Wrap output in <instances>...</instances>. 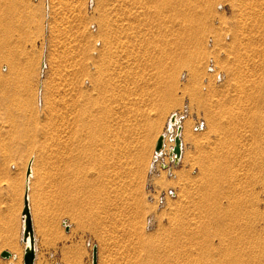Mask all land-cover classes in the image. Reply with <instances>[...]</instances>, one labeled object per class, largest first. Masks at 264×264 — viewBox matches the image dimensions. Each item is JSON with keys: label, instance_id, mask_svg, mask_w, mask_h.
Segmentation results:
<instances>
[{"label": "rangeland", "instance_id": "1", "mask_svg": "<svg viewBox=\"0 0 264 264\" xmlns=\"http://www.w3.org/2000/svg\"><path fill=\"white\" fill-rule=\"evenodd\" d=\"M30 157L97 264H264V0H0V250Z\"/></svg>", "mask_w": 264, "mask_h": 264}, {"label": "crops", "instance_id": "2", "mask_svg": "<svg viewBox=\"0 0 264 264\" xmlns=\"http://www.w3.org/2000/svg\"><path fill=\"white\" fill-rule=\"evenodd\" d=\"M29 196L28 193L35 251L33 264H91V251L89 250L88 239L85 238L84 234L68 223L60 226L61 220L58 209L48 211L47 214L43 210L39 213L35 211L36 214L34 215L31 210ZM2 210L1 188L0 212ZM16 236L15 233H9L8 244L6 243L8 248L1 249L0 252L7 250L11 253V256L8 258L2 257L1 264H20L21 259L17 260L18 257L14 253L15 251L12 250V246L14 244L22 246L23 242L19 239V235ZM11 259L13 261H10Z\"/></svg>", "mask_w": 264, "mask_h": 264}, {"label": "water", "instance_id": "3", "mask_svg": "<svg viewBox=\"0 0 264 264\" xmlns=\"http://www.w3.org/2000/svg\"><path fill=\"white\" fill-rule=\"evenodd\" d=\"M169 122L172 125H175V133L171 138L173 145L169 148V160L173 163L177 162L182 152V139H181V124L179 119L176 118V113H171L169 116ZM164 134L158 136L155 147L154 154L159 155L164 146ZM30 173V165L26 167L25 177H28ZM21 217L23 218V226L21 231V241L24 243L23 254H22V264H33L34 259V238L32 231L31 216L29 210V199H28V188L25 187L23 196H22V210ZM0 256L8 258L11 256V253L7 250L0 252ZM91 264H97V247L94 244L91 250Z\"/></svg>", "mask_w": 264, "mask_h": 264}, {"label": "bare ground", "instance_id": "4", "mask_svg": "<svg viewBox=\"0 0 264 264\" xmlns=\"http://www.w3.org/2000/svg\"><path fill=\"white\" fill-rule=\"evenodd\" d=\"M172 113H176V112H172ZM181 115H179L178 113H176V118L177 119H180L181 117H180ZM180 121V120H179ZM165 127V126H164ZM175 125H172L171 126V124H170V122H169V118L167 119V122H166V129H164V131L162 132V133H160L159 135H161V134H164V141H163V143H164V146H163V148H164V151H165V147H166V140L167 139H170L171 140V142L173 143V141H172V137H173V135H174V133H175ZM182 129V128H181ZM173 134V135H172ZM173 145V144H172ZM172 145H170L169 147H168V149L166 150V151H168L169 152V148L172 146ZM163 153V149H162V151H161V153H160V155ZM157 156H159V155H157ZM155 157V156H154ZM181 157V156H180ZM179 157V158H180ZM156 159H157V157H156ZM154 161V160H153ZM153 161H152V163H153ZM152 163H151V167H152ZM28 165H30V173H29V175H28V177H25V173H24V176H23V187H24V190H25V187L27 186V188L29 189L30 188V183H31V179H32V177H33V175H34V170H33V158L32 157H30L29 159H28V161H27V166ZM23 193H24V191H23ZM28 193H29V191H28ZM22 218V217H21ZM22 226H23V218H22V220H21V227H20V235H19V239L21 240V231H22ZM219 240H220V238H219ZM23 246H24V244L22 243V246H19L18 244H14L13 246H12V250H14L15 252V254L17 255V260L19 261L20 259H21V255H22V251H23ZM14 255V254H13Z\"/></svg>", "mask_w": 264, "mask_h": 264}, {"label": "built area", "instance_id": "5", "mask_svg": "<svg viewBox=\"0 0 264 264\" xmlns=\"http://www.w3.org/2000/svg\"><path fill=\"white\" fill-rule=\"evenodd\" d=\"M177 113V112H176ZM173 135V134H172ZM155 156V157H154ZM159 156H160V154H159ZM156 157H157V155H155V154H153V160L154 159H156ZM168 157H169V155H168ZM172 162V161H171ZM163 165V164H162ZM164 166V165H163ZM64 224H65V222H64Z\"/></svg>", "mask_w": 264, "mask_h": 264}]
</instances>
